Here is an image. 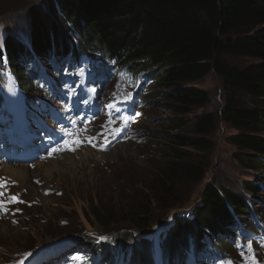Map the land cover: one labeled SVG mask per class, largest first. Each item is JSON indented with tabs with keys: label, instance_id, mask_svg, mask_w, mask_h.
<instances>
[{
	"label": "rangeland",
	"instance_id": "obj_1",
	"mask_svg": "<svg viewBox=\"0 0 264 264\" xmlns=\"http://www.w3.org/2000/svg\"><path fill=\"white\" fill-rule=\"evenodd\" d=\"M50 1L0 0V53L3 56L0 57V131L7 126L24 131L35 121H42L44 107L49 105L45 99L58 105L52 96V84L54 78H62L63 73L72 80L71 86L64 88L69 103L78 108L83 103H95L89 82L104 72L89 59L96 55L85 57L87 48L81 47L75 54L61 55L57 62L47 63L33 53L28 12L36 5L47 12ZM55 22L64 30H67L66 26H73L61 15ZM7 36L23 44L30 52L26 64L20 60L15 65L9 60L5 46ZM218 58L238 67L261 62L245 55L223 54ZM57 66L61 68L57 70ZM105 72L108 77L102 88H97L98 99L103 101L105 111L80 131L77 147H68L75 154L83 148L78 156L85 158L76 160L75 164L77 178L56 172L50 163L54 156L44 160L45 154L40 153L45 150L46 139L38 143L41 150L30 149L26 144L22 151L19 147L16 152L9 149L11 158L15 153L20 158L28 157L30 152L33 154L31 163L35 164L24 166L28 163L20 162L24 164L21 167L34 172L24 184L5 172L9 164L18 166V160H0V178L3 180L0 201L6 202L4 208L7 209L0 208V264H33L31 260L41 264H173L172 254L174 260L181 258L182 264H193L196 256L189 252L195 251L193 242L184 240L170 247L168 256L161 253V237L177 216L191 213L209 182L216 183L219 188H232L246 200L251 199L253 212L248 221L256 226L241 221L243 217L235 224L244 228L248 239L243 241L231 229L229 232L234 237L231 239L235 240L233 245L225 241L219 244L220 248L227 249L224 255L228 263L264 264V173L245 169L234 158L238 148L229 138L238 130L221 117L226 99L222 77L211 70L195 83L212 98L210 106L196 109L192 116L208 111L215 114V128L209 137L213 147L210 150L187 147L183 155L205 168L204 178L193 183L177 171L176 178L164 179L163 183L160 170L170 140L168 133L173 116L170 107L166 100L156 95L145 92L143 95L145 85L128 78L125 71L108 69ZM241 98L245 104L252 105L249 96L241 95ZM131 101L133 104H128ZM125 103L134 105L135 114L129 116L122 110L120 104ZM52 111L55 112L54 107ZM120 132L123 135L117 138ZM183 134L196 136L192 127H187ZM27 141H31L29 136ZM0 154L5 155L1 146ZM59 157L63 159L64 156L59 154ZM246 182L255 184L259 193L250 195L245 188ZM12 197H16L18 202H11ZM140 199H144V209L151 202L148 215L144 213V229L136 226ZM85 236L89 237V242L77 246L72 244L71 249L64 247L67 241L82 240L81 237ZM90 243L94 246L100 243L96 252V247ZM203 245L201 264H223L222 261H214L216 243L212 236L205 235ZM60 247L58 257L55 253ZM80 250L83 253H77ZM113 250L114 262L103 261V256H108ZM69 254V259L63 260Z\"/></svg>",
	"mask_w": 264,
	"mask_h": 264
},
{
	"label": "trees",
	"instance_id": "obj_2",
	"mask_svg": "<svg viewBox=\"0 0 264 264\" xmlns=\"http://www.w3.org/2000/svg\"><path fill=\"white\" fill-rule=\"evenodd\" d=\"M60 15L73 26L64 30L55 22ZM28 17L33 53L41 59L52 61L86 47L96 55L90 60L104 72L118 69L140 75L151 85L149 95L166 100L173 116L167 153L161 161L162 181L176 178L178 173L193 183L204 178L205 168L186 159L183 151L213 147L209 137L215 114L208 111L192 116L212 102L206 90L195 86L211 70L222 77L226 88L221 117L238 130L229 138L238 148L234 158L243 168L264 173V0H51L47 12L36 5ZM5 46L15 65L30 57L25 46L13 38L7 36ZM223 54L245 55L261 62L238 67L220 60ZM241 95L249 96L252 105L245 104ZM187 127L196 136L183 134ZM245 188L250 195L259 193L252 182H246ZM140 200L136 226L144 229V213L148 215L151 202L144 209V199ZM250 201L232 188L207 183L191 213L177 216L161 237L163 250L168 253L181 241H191L195 246L191 253L201 264L203 240L210 235L216 243L214 260L229 264L224 255L227 249L219 244L233 245L231 229L243 241L248 239L244 228L235 224L243 217L241 221L256 226L248 221L253 212ZM81 238L68 243L89 242L88 236Z\"/></svg>",
	"mask_w": 264,
	"mask_h": 264
},
{
	"label": "bare ground",
	"instance_id": "obj_3",
	"mask_svg": "<svg viewBox=\"0 0 264 264\" xmlns=\"http://www.w3.org/2000/svg\"><path fill=\"white\" fill-rule=\"evenodd\" d=\"M60 72H61V70H60ZM28 98H30V97L28 96ZM78 137H79V135H73L69 139L70 146L75 145V147H77L79 145ZM70 149H72V148H69V149L67 148V149L63 150V153L61 154L64 156L63 159L61 158L62 156L61 157H59V155L54 156L53 158H51L50 163H52V166L55 168L56 172L60 173L61 176L68 173L71 176H73V178L75 179L78 177V173L76 172V169H75L76 160H82L85 157L84 156H82V157L78 156L80 154V152H82L83 148H81L79 150L80 152H78L76 154L74 152H72V150H70ZM85 156H87V155H85ZM68 160H69V162H67ZM5 172L12 175L13 177H15V179L19 180L23 184L26 182L27 179L31 178L32 174L34 173V172L31 173L30 170H28L24 167H21V165H19V164H18V166L17 165L12 166V164L7 165L5 167ZM2 181L3 180L0 178V185L2 184ZM6 181H8V180H6ZM8 182H10V181H8Z\"/></svg>",
	"mask_w": 264,
	"mask_h": 264
},
{
	"label": "snow or ice",
	"instance_id": "obj_4",
	"mask_svg": "<svg viewBox=\"0 0 264 264\" xmlns=\"http://www.w3.org/2000/svg\"><path fill=\"white\" fill-rule=\"evenodd\" d=\"M93 91H94V89H93ZM57 149H54L53 151H56ZM3 195V193H0V196H2ZM11 202H18L17 201V198L16 197H12L11 198ZM5 201H0V208H4V205H5ZM4 210L6 211L7 209L6 208H4ZM101 239H106V238H101ZM21 264H22V262H21Z\"/></svg>",
	"mask_w": 264,
	"mask_h": 264
}]
</instances>
